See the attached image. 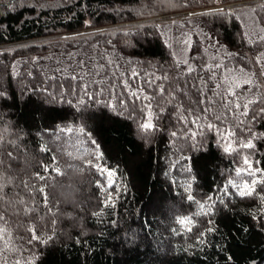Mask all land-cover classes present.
Masks as SVG:
<instances>
[{
	"label": "trees",
	"instance_id": "obj_1",
	"mask_svg": "<svg viewBox=\"0 0 264 264\" xmlns=\"http://www.w3.org/2000/svg\"><path fill=\"white\" fill-rule=\"evenodd\" d=\"M262 109L264 0H0L11 264H264Z\"/></svg>",
	"mask_w": 264,
	"mask_h": 264
},
{
	"label": "rangeland",
	"instance_id": "obj_2",
	"mask_svg": "<svg viewBox=\"0 0 264 264\" xmlns=\"http://www.w3.org/2000/svg\"><path fill=\"white\" fill-rule=\"evenodd\" d=\"M192 29L195 30V27L192 26ZM192 29L180 27L177 21L164 24V35L173 45L177 59L184 64H187L189 61ZM198 29L201 32L200 34L205 36V39L210 40V42L212 41L210 39L211 33L206 28L200 25ZM79 191L78 186L67 185L60 189V195L62 198H68L74 201ZM14 258L15 250L5 236L3 229L0 228V264H11Z\"/></svg>",
	"mask_w": 264,
	"mask_h": 264
},
{
	"label": "snow or ice",
	"instance_id": "obj_3",
	"mask_svg": "<svg viewBox=\"0 0 264 264\" xmlns=\"http://www.w3.org/2000/svg\"><path fill=\"white\" fill-rule=\"evenodd\" d=\"M189 71H191V69H189ZM165 79H166V77H165ZM161 91H163V88H161ZM133 95H135V93H133ZM245 107H247V105H245ZM262 111H264V109H262ZM143 127H144V128H152L153 125L151 124V122H148V123H145V124L143 125ZM209 127H211V125H210ZM173 135H175V133H173ZM229 135H232V133H229ZM230 147H231V145H229V148H230ZM242 147L252 148L253 145H252L251 143H247V144H243ZM225 150L227 151L228 149H225ZM244 162H245V164L248 163L247 158L245 159ZM110 175H111V173H110ZM41 178H43V177H41ZM41 191H43V189H41ZM250 194H251L250 192H241V195H250ZM189 199H192V197H189ZM2 219H3V217L0 216V220H2ZM34 238H35V237H34Z\"/></svg>",
	"mask_w": 264,
	"mask_h": 264
}]
</instances>
